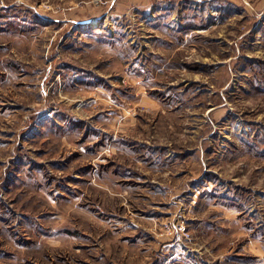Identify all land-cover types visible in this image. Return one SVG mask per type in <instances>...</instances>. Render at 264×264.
<instances>
[{
  "label": "rangeland",
  "instance_id": "1",
  "mask_svg": "<svg viewBox=\"0 0 264 264\" xmlns=\"http://www.w3.org/2000/svg\"><path fill=\"white\" fill-rule=\"evenodd\" d=\"M0 264H264V0H0Z\"/></svg>",
  "mask_w": 264,
  "mask_h": 264
},
{
  "label": "water",
  "instance_id": "2",
  "mask_svg": "<svg viewBox=\"0 0 264 264\" xmlns=\"http://www.w3.org/2000/svg\"><path fill=\"white\" fill-rule=\"evenodd\" d=\"M92 22V19H88V20H85V21H83V23H85V24H90Z\"/></svg>",
  "mask_w": 264,
  "mask_h": 264
},
{
  "label": "crops",
  "instance_id": "3",
  "mask_svg": "<svg viewBox=\"0 0 264 264\" xmlns=\"http://www.w3.org/2000/svg\"><path fill=\"white\" fill-rule=\"evenodd\" d=\"M86 20H88V19H86ZM92 20H93V19H92ZM83 21H85V20H83ZM83 21H80V23L83 22ZM88 25H89V24H88Z\"/></svg>",
  "mask_w": 264,
  "mask_h": 264
}]
</instances>
